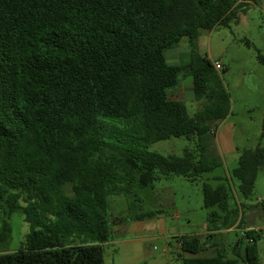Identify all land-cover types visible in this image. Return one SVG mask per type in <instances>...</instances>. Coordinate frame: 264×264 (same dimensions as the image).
<instances>
[{
  "label": "trees",
  "instance_id": "16d2710c",
  "mask_svg": "<svg viewBox=\"0 0 264 264\" xmlns=\"http://www.w3.org/2000/svg\"><path fill=\"white\" fill-rule=\"evenodd\" d=\"M247 3L0 0V239L17 212L30 226L24 246L0 254V264H105L111 197L162 177L198 182L223 166L213 133L231 102L194 44L202 32L228 26ZM184 38L190 62L169 64L167 51ZM258 61L264 65L261 53ZM181 76L192 78L202 103L194 115L168 93ZM181 137L193 145L182 156L148 150ZM260 171L264 147L241 150L231 177L244 199ZM216 179L217 187L202 182L204 206L217 208L207 218L211 234L176 240L182 264H260L263 231L242 226L245 205L228 178ZM256 207L264 212V200ZM232 228L241 233L229 258L216 233Z\"/></svg>",
  "mask_w": 264,
  "mask_h": 264
},
{
  "label": "rangeland",
  "instance_id": "374dc122",
  "mask_svg": "<svg viewBox=\"0 0 264 264\" xmlns=\"http://www.w3.org/2000/svg\"><path fill=\"white\" fill-rule=\"evenodd\" d=\"M248 1L237 8L228 26L202 32L194 44L196 51L201 49L210 61H220L223 66L219 75L229 95L230 122L236 126L237 142L242 149L264 147V65L258 61V53L264 55V0ZM172 92L168 90L169 95ZM180 100L186 104L190 115L202 109L191 90ZM192 146L188 139L181 137L156 142L148 150L164 156H182L185 148ZM238 158L239 154L225 155L223 166L205 173L198 182L180 176L162 177L153 186L111 197L109 228L112 238L103 246L105 264H182L178 251L171 249L176 243V237L171 233L173 230L177 235L200 233L204 240L207 239L211 234L207 218L217 208L204 206L202 182L217 187L221 184L216 179L219 177L229 179L233 197L245 205L239 212L242 226L263 230L264 212L256 206L264 200V171L259 172L252 195L244 199L238 192L239 181L231 177ZM230 204L234 206V200ZM151 213L153 216L149 215ZM2 222L0 214V232ZM8 222L11 233L0 239V254L18 251L30 232V226L20 212L13 214ZM145 223L153 231L134 227ZM240 233L237 228L216 233L217 241L224 245L229 258H233L231 246ZM212 253L208 250L205 255ZM259 256L260 264H264V234L259 241Z\"/></svg>",
  "mask_w": 264,
  "mask_h": 264
},
{
  "label": "crops",
  "instance_id": "0c3cea01",
  "mask_svg": "<svg viewBox=\"0 0 264 264\" xmlns=\"http://www.w3.org/2000/svg\"><path fill=\"white\" fill-rule=\"evenodd\" d=\"M241 0H238V3ZM191 52H192V47L190 45V42L188 41L187 38H184L177 46L171 48L170 50L167 51L166 57L171 65H186L190 62L191 60ZM201 56H203L206 59H210L207 56V53L204 54V52L199 49L197 51ZM223 70V69H222ZM220 72V71H218ZM193 91V81L192 78L189 76H181L180 83L179 85L173 90V96L176 99H181L182 97L185 96V94L188 93V91ZM195 99V98H194ZM198 102V101H197ZM199 107L201 106V102H198ZM199 111L201 110L198 109ZM198 112V111H197ZM232 115V110L230 115L223 120L218 126L216 131H214V150L216 147L217 154L221 157V159L228 154H239L241 150H243L241 147H239L238 142H237V137H236V126L230 122V117ZM223 162V161H222ZM115 197V196H114ZM135 228L141 229L150 232L153 231L152 229H149V224H137L134 226ZM248 229H253L255 228L254 226H249L247 227ZM232 229H229L228 231H231ZM175 230L172 231L171 234H173V237H176V240L184 236L185 234H180L177 235L175 234ZM193 235H200V233H195ZM172 250L179 251V245L178 242L176 241L175 244L171 245ZM212 251V250H211Z\"/></svg>",
  "mask_w": 264,
  "mask_h": 264
},
{
  "label": "built area",
  "instance_id": "2783aa9c",
  "mask_svg": "<svg viewBox=\"0 0 264 264\" xmlns=\"http://www.w3.org/2000/svg\"><path fill=\"white\" fill-rule=\"evenodd\" d=\"M212 64L214 66V69L217 70V71H221L223 69V66L220 63V61H213ZM262 231H263V234H264V229Z\"/></svg>",
  "mask_w": 264,
  "mask_h": 264
},
{
  "label": "water",
  "instance_id": "95a60500",
  "mask_svg": "<svg viewBox=\"0 0 264 264\" xmlns=\"http://www.w3.org/2000/svg\"><path fill=\"white\" fill-rule=\"evenodd\" d=\"M179 251H181V249L179 248Z\"/></svg>",
  "mask_w": 264,
  "mask_h": 264
}]
</instances>
